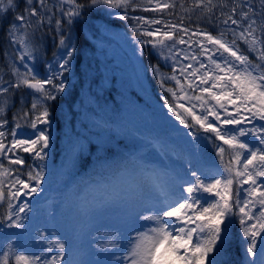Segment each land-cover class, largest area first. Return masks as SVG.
Returning <instances> with one entry per match:
<instances>
[{
    "label": "snow or ice",
    "instance_id": "obj_1",
    "mask_svg": "<svg viewBox=\"0 0 264 264\" xmlns=\"http://www.w3.org/2000/svg\"><path fill=\"white\" fill-rule=\"evenodd\" d=\"M62 5L69 7L65 9ZM178 6L189 13L199 9L200 17L217 27V34L160 18L128 15L137 9L163 13L165 9L174 10ZM54 7H59L69 26L91 10L112 15L108 10L118 9L123 13L118 16L119 20L135 21L133 31L137 35L133 40L151 45L165 62L171 60L173 72L170 75L153 67L162 86L168 81L175 82L173 87H165L164 105L168 113L188 130L184 134L194 141L201 138V132L211 134L214 140L226 145L229 152V160L225 162V147L213 144L221 163L225 164L223 173L196 166L191 168L190 180L184 176L176 180L164 171H153L147 174L149 183L139 179L135 184L124 186L118 179L113 181L112 194L105 203L124 207L129 224L136 218L133 209L139 202L147 198L154 207L152 215L139 217L152 226L138 231L129 246L122 249L126 255L117 256L121 264H231L229 247L234 219L241 227L240 245L245 253L242 264H264V180L261 179L264 178V148L241 139L256 137L259 145H264V125L258 127L254 123L264 121V0H259V6L256 0H223L222 3L193 0L191 7L177 5L176 0L167 3L161 0H86L85 3L57 0L51 6L49 0H0V13L4 14L0 16V28L4 29L8 42L0 62V69H3L0 75V207L4 209L0 225L20 230L17 235L26 232L25 220L32 210L29 201L43 192V162L48 159L51 143L47 129L52 123V113L48 102L56 101L65 91V73L70 70L77 51L70 29L64 31L62 19L55 20V28H52V15L46 13H52ZM217 7L221 9L218 16L214 12ZM10 12L12 18L5 27L3 20L8 19ZM154 25H163V29L154 28ZM46 30L55 31L58 39L52 37L55 51L52 60L46 61V71L41 77L35 64L43 55ZM141 36L146 39H139ZM185 36H203V40L195 41L198 52L192 51L193 42ZM177 44L187 45L189 51L182 54L176 50ZM181 55L184 60L192 61L178 69L192 94L176 75V65L180 61L173 58ZM21 89L31 90L30 107H26L21 98L9 130L7 111L15 107L13 97ZM197 92L199 95L195 94ZM247 124L252 127H228ZM25 127L31 132L19 135V130ZM160 150L165 152L166 146L161 145ZM21 153H27L32 162L28 163ZM115 163L102 161L101 167L110 168ZM186 163L193 165L190 158ZM80 183L85 187L77 199L81 211L88 215L99 205L88 199L92 190L88 179L82 178ZM234 183L239 185L235 190ZM244 185L249 187L245 189ZM75 190L79 191V185ZM205 193L215 199L207 200ZM37 235L42 240L47 238L45 233ZM55 247L59 249L55 255L46 254L52 252L51 244L39 254L26 255L8 244L0 255V264H12L13 259L15 264H74L65 260V243L56 241ZM97 247L105 251L121 249L120 239L113 233ZM101 264H111V261L103 260Z\"/></svg>",
    "mask_w": 264,
    "mask_h": 264
},
{
    "label": "trees",
    "instance_id": "obj_2",
    "mask_svg": "<svg viewBox=\"0 0 264 264\" xmlns=\"http://www.w3.org/2000/svg\"><path fill=\"white\" fill-rule=\"evenodd\" d=\"M80 3H85L86 0H78ZM143 2V0H141ZM162 3L171 2V0H161ZM217 3H222L223 0H216ZM251 2V0H250ZM57 0H49L50 6L52 4H56ZM177 5H185V7H191L193 0H176ZM257 6H259V0H256ZM65 9H67L68 5H62ZM24 3H20V9L23 10ZM115 10V9H113ZM117 12H120V10L116 9ZM109 11V10H108ZM221 9L217 7L214 12L218 16ZM228 9L225 8L224 12H227ZM100 12L101 10H91L87 12L83 18H77L75 23L71 26H69L66 22V17L63 16V14L60 12L59 7H54L52 10V13H46V15H52L53 18V25L52 28H55V20L62 19L64 21L63 28L64 31H69L71 34V39L74 40V44H76V57H75V65L74 68L76 69V73L73 76L70 75L69 71L65 74V80L64 85H67L69 82V78L76 79V85L72 89L76 90V95L73 100H68V102L65 104L64 108L61 110L63 112H71L72 115L68 116L66 113V118H70V123L72 122L73 127H71L68 130H66V133L63 134L61 139V144L64 143L66 139H69L71 137V131L74 129L79 128L78 137L76 138V142L74 143V148H72V159H74L75 155L80 152V160L76 167H73V161L71 160L66 164L64 171L67 173L68 170L73 172L72 168H76L75 177L78 179L86 178L88 181H100L107 178L108 174H110L111 178H115L119 172L120 168H123L125 166H129L128 161L130 159V156L133 154L135 150V145L133 142L130 141H124V146L121 147L119 145V141H114L112 138L107 139L103 136V141L100 142V134H105L108 132V130L118 127H124V118H122L121 113H119V108L116 106H112V101L114 102L118 100V98L122 101V104H125V99H122L119 97L115 92L111 89H102L98 86H95V81L98 83V80L95 79V81L87 80L86 75L83 71V51L86 45V35L88 33H91L93 29L91 27L96 26V19L100 18ZM175 12V14H171ZM54 13V15H53ZM120 14H123L120 12ZM4 15L3 13H0V16ZM129 16H135L140 15L145 18H160L161 20H167L172 21L177 24H184L186 26H189L190 28H199L200 30H207L211 32L213 35H216L218 32L217 27L214 26L213 23L207 22L205 19L200 17V10L196 9L194 12L189 13L185 11L181 7H177L176 9H165L163 13H153V12H143L141 9H137L136 11L132 12L130 11L128 13ZM191 17L188 19L187 17ZM8 19L3 20V25L6 27L9 24V20L12 18V13L7 14ZM108 17V16H107ZM109 19V18H108ZM123 23V24H122ZM121 22H115V24H119L122 26H134L135 21L133 20H127ZM218 23V21H217ZM161 29H163V25H161ZM47 31V30H46ZM179 34V33H177ZM39 35V34H38ZM53 36H57V33L55 31H47V34L44 36L43 41V55L42 58L39 59L38 64L35 68L38 71L39 75L43 77L46 71V61L52 60L53 53L55 51V44L52 39ZM58 39V36H57ZM191 41L194 43L196 40L195 38L191 39ZM187 46V45H185ZM243 47V45H241ZM8 48V42L5 39V31L3 28H0V62H2L4 57L5 49ZM192 48H196V43L192 44ZM11 51V49H8ZM195 51H199L198 49H195ZM19 62L17 61V64ZM153 63V62H152ZM155 64V63H153ZM163 68H166L165 64H158ZM153 65H151V68ZM146 74L149 79V81L146 82V85H144V90L147 93H153L155 96L158 88L157 78L155 75H152L150 71L151 69L146 68ZM0 75H3V69H0ZM72 87V85L69 86V89ZM157 91V92H156ZM80 92V94H78ZM84 92L83 94H81ZM30 92H28L26 89H21L16 92V95L13 97V99L16 102V105L14 108H11L7 111L6 118L9 121L8 129L10 130L12 128V122H13V113L16 111L17 108L20 106L21 98L25 101V106L30 107L31 97L29 95ZM134 97H135V103L140 105L141 107L149 106L151 108V103L145 99V95L142 94L138 88H135L133 90ZM164 94L167 96V93L164 92ZM81 96V97H80ZM80 97V98H79ZM63 98V97H62ZM79 98V99H78ZM86 103H90L91 107L86 110ZM48 104L50 105L51 110V119L52 121H58L62 120V117H64L63 113L58 115L57 113V106L55 104V101H49ZM81 104V106H79ZM88 112V119L86 118V111ZM118 115V116H117ZM58 116H60V119H58ZM117 116V118H115ZM77 122L78 126H75ZM81 122V126H80ZM86 125L89 126V133L91 132V137L89 138L88 134H84V129H87ZM256 126L264 125V121L256 120L254 121ZM127 129L123 130V135H126ZM168 134V133H165ZM52 138V135H51ZM86 139V142H85ZM80 140L82 141V146L79 147ZM209 144V150H206V153L209 155L207 157L209 158H215L214 162L219 164L220 166H225L224 163H221L220 157L217 155V149L213 146L215 143L216 145H220L218 141L214 140L213 138L209 141H206ZM255 143H258L257 138L255 137ZM63 145V144H62ZM264 148V145H260ZM61 148H63L61 146ZM80 148V149H79ZM60 155V154H59ZM229 160V152L226 150L224 155V161L227 162ZM102 161H115L116 163L110 167V168H104L101 167ZM81 182V181H80ZM50 184V181L48 182ZM236 183H234V190L236 189ZM66 204H63L60 206V211L63 213V210L65 209ZM4 209L0 207V215L3 214ZM63 222L68 223V219L66 217H63ZM105 222H103L104 224ZM0 225V229H1ZM231 232H232V240L230 242L229 247V254H230V261L231 264H242L245 253L244 249L240 245V233H241V227L238 223V220L234 219V223L231 225ZM5 239L3 230L0 233V242L2 243ZM105 241L102 239H99L100 245H102ZM4 251L0 250V255L3 254Z\"/></svg>",
    "mask_w": 264,
    "mask_h": 264
},
{
    "label": "rangeland",
    "instance_id": "obj_3",
    "mask_svg": "<svg viewBox=\"0 0 264 264\" xmlns=\"http://www.w3.org/2000/svg\"><path fill=\"white\" fill-rule=\"evenodd\" d=\"M112 30L109 28L106 31V35H108ZM125 35V34H124ZM123 34H120L124 38ZM126 38L127 35H125ZM130 41V39H129ZM104 46L109 47L110 45L113 44V41L110 40L108 37H104L103 39ZM169 43V42H166ZM171 43V42H170ZM122 45V47H126V42L125 40H120L118 42V46H115L112 48L111 52H116L119 51L121 48H119V45ZM120 45V46H121ZM153 51H157L152 48ZM158 52V51H157ZM38 55H40L38 53ZM135 65L138 61V57L135 56ZM114 75L113 71L111 68L108 66V77H112ZM128 83L130 82L127 81ZM114 83H117V86L122 90L125 89L123 85L121 84L120 79H115ZM136 84H140V80L135 81ZM185 89L188 90L191 93V90L187 89V85L185 86ZM125 94L128 97H131L130 93H127L126 90H124ZM196 95H199L198 93H195ZM187 104V101H183ZM214 102V101H213ZM199 103V102H196ZM215 103V102H214ZM141 112L144 110L139 109ZM198 113L200 111L199 108L195 109ZM138 116H140V113L137 111L135 112ZM143 118L140 117V120L137 119H128L126 120V125L123 127V130L127 129V132L131 130V133H134L135 135H138L141 137V141L139 142V150L146 149L148 151L150 150H155L158 152L159 155L166 157L168 156L169 152L172 150H178L179 153L182 155H185L189 157L190 153L194 157V162L193 165L190 166L188 165L186 168H181L179 165H177L175 162H173L171 159L166 158V159H159V157L154 156L155 158L152 161H148L147 159L142 158V156H135L136 160H139L140 162L137 163L136 160H132V170H124L121 173H124V175L119 176L118 180L124 185L128 186L130 184H135L137 180L143 179L145 183H149V178L147 176L148 173H151L153 171H164L169 174V177H175L176 180H179L180 177L184 176L187 179H191L190 176V171L192 167L196 166H201L204 170L211 169L215 171L216 173H223V170L215 168L211 165L206 164L202 158L201 154L198 149V141H194L191 136H187L184 133L181 134H172V136H169L168 138H162L159 139L156 136H153L154 139L152 140V143H150L151 140H149V136H152L153 130L150 128V121H142ZM145 120H151L149 116H146ZM145 122L144 124H142ZM152 122V121H151ZM147 127V131L146 128ZM152 126V125H151ZM158 129L161 128V124L158 122L157 125H155ZM230 128H235V127H243L242 125L240 126H228ZM159 131V130H157ZM130 133V132H129ZM130 133V134H131ZM127 135V134H126ZM128 139H133L131 136H127ZM241 139L248 141L247 137H242ZM68 141H65V146L66 149L69 148ZM119 143L121 144V140H119ZM136 143V141H135ZM161 145L166 146V151L162 152L160 150ZM137 146L135 145V149ZM65 153V152H64ZM154 153V152H151ZM62 160V159H61ZM64 159L60 162L62 165L64 164ZM45 170H54V165L52 161H44ZM55 173L58 172V169L54 171ZM187 174V175H185ZM58 179V177H55ZM203 178V177H202ZM264 180V178H261ZM171 182V181H170ZM92 190L88 193V199L90 201H93L94 204L99 205V207L89 213L88 215L85 216L84 218V224H77L75 225L76 228L74 230L71 229L67 234L68 237L72 239L71 244H66V248L64 250V255H65V260H71L74 262V264H97L96 262L93 263L92 261H89V256L87 255V245H85L87 238L93 237V235L96 233H92L94 230V226L98 223V221L101 218L104 217H109V212L110 210L107 207V203H105L106 198L112 194L113 187L112 189H109L108 186L104 183L101 182L100 184H92ZM44 184L41 185V188L43 189V192L39 193L36 196H33L32 199L29 201L32 210L27 213V218L25 220L26 228L27 231L23 232L22 234H19V241H20V248L19 251L22 252L23 254L26 255H33V254H39L42 250H46L49 244L52 245V252L51 253H46L47 255H55L58 254L59 249L55 247V242H56V232L59 231L58 228H52L51 225V220L53 221V224L55 227L58 226L57 224V218L58 214L56 212H45L48 207H51L50 200L53 198V194H50L47 198L46 201H43V195L46 191V189L43 187ZM187 184H184V187H187ZM85 187V186H84ZM84 187L79 191L80 193L83 191ZM178 187V185H177ZM249 185H244V188L247 189ZM57 192L59 193L60 197H65L66 193L62 191L63 184L59 185L57 187ZM110 192V194H109ZM79 193V194H80ZM75 195V198L79 195ZM184 195H187L186 193H183ZM204 197L207 200H212L215 199L214 197L209 196L207 193L204 194ZM21 199H25L24 197H21ZM55 199V198H54ZM78 200V199H77ZM78 204L80 205V201L78 200ZM115 205V210L114 213L112 214V217L116 219V223H120V225H117V228L115 230V234L120 239V244H121V249H112L109 250V254L111 257H113V262L112 264H121V261L117 259V256H124L126 255V252L123 251L122 249H126L129 246V241L137 234L138 231H146L148 227L152 226L150 222L144 221L140 219V216H144L145 213H147L148 209H153V203L149 199H145L143 202H139V206L135 207L133 209L134 214L136 215V218L134 221L129 224L127 222V217H126V209L122 207L120 204L117 203H110ZM36 205V207H35ZM72 206H69L67 213L70 212ZM73 208V207H72ZM51 209V208H50ZM43 213H45L48 217L47 220H43L42 216ZM111 213V212H110ZM152 215V214H151ZM104 216V217H103ZM251 223V222H249ZM113 221L111 224L112 229L115 227L113 225ZM20 231V230H19ZM64 231V230H63ZM97 231V230H96ZM105 231V228L101 226L98 230V235L99 237L106 239V234L103 232ZM37 233H45L46 239H41ZM21 235V239H20ZM97 235V234H96ZM98 237V236H97ZM91 239V238H90ZM76 241V242H74ZM102 253V252H101ZM115 253V255L113 254ZM91 260V259H90ZM91 262V263H90Z\"/></svg>",
    "mask_w": 264,
    "mask_h": 264
},
{
    "label": "water",
    "instance_id": "obj_4",
    "mask_svg": "<svg viewBox=\"0 0 264 264\" xmlns=\"http://www.w3.org/2000/svg\"><path fill=\"white\" fill-rule=\"evenodd\" d=\"M169 125H170V127H174L175 129H177L178 131H180V130H184L183 128H181V129L177 128V125H176L175 123L169 122ZM47 151H48L49 155L52 154V149H51V147H50V149L47 150Z\"/></svg>",
    "mask_w": 264,
    "mask_h": 264
}]
</instances>
